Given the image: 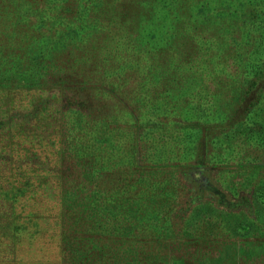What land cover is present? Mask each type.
<instances>
[{"label": "trees", "instance_id": "obj_1", "mask_svg": "<svg viewBox=\"0 0 264 264\" xmlns=\"http://www.w3.org/2000/svg\"><path fill=\"white\" fill-rule=\"evenodd\" d=\"M235 3L0 0V91L38 93L0 107V264L47 233L57 264H264V155L240 154L264 151V67L231 75Z\"/></svg>", "mask_w": 264, "mask_h": 264}, {"label": "rangeland", "instance_id": "obj_2", "mask_svg": "<svg viewBox=\"0 0 264 264\" xmlns=\"http://www.w3.org/2000/svg\"><path fill=\"white\" fill-rule=\"evenodd\" d=\"M235 2L237 5V12L231 17V19L235 24L234 28L236 32L234 33L235 41L233 42V45L236 47L237 55L235 56L236 62L231 69L232 74H230L237 80L238 85L244 86L251 80H258L257 78L261 75V71L259 72V70L264 67V0H235ZM249 70L253 71V74L250 75L251 77L246 79L244 82V73L249 72ZM132 86L135 87V84ZM133 87L126 88L125 92H129V90ZM37 94L35 91L18 93L17 91L1 90L0 107L2 109V113L6 117H10L12 114L21 110L31 109L35 102H37ZM69 96H72V94H69ZM60 98V94L54 95L53 97L56 101ZM259 100L260 103L258 105H253L254 102H258ZM95 101L96 100H94L91 95V102L93 104H97V101ZM107 102L110 104L111 100L108 99ZM113 108L116 107H114L111 103L107 112H110ZM260 110H264V81H261L258 88L255 89V93L252 92L250 95L249 104L246 107V113L243 111V114L245 115L244 119L249 118L252 115H256V113L258 111L260 112ZM241 114L242 112L240 115ZM237 118H239V114ZM258 122L262 123L260 119ZM22 126V124H19V127H17L16 124L15 126L13 125V127H16L14 131H16V129L18 130V128L21 130ZM49 132H51V130H49ZM8 143V140L4 141V138L2 139L0 144L1 152L6 146H8ZM246 146L248 145L242 144L240 154L244 156L245 154H250L252 159L263 158L264 151L261 149H251L247 152ZM46 150L48 155H50L52 154L53 148L49 146ZM227 177L228 174L223 175L224 179ZM243 179L244 176H242L241 173L236 181L242 182ZM25 243L28 245V248H34V250L26 249L21 252V257L28 261L27 264H57L56 259L58 258L56 254V245L58 244L56 242V238L53 237V233L42 235L35 241H31L26 238Z\"/></svg>", "mask_w": 264, "mask_h": 264}]
</instances>
